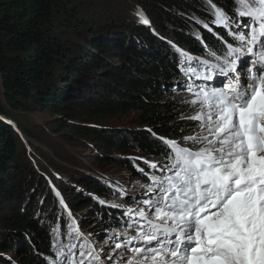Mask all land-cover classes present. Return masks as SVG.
I'll list each match as a JSON object with an SVG mask.
<instances>
[{
	"label": "trees",
	"instance_id": "obj_1",
	"mask_svg": "<svg viewBox=\"0 0 264 264\" xmlns=\"http://www.w3.org/2000/svg\"><path fill=\"white\" fill-rule=\"evenodd\" d=\"M129 1L125 3L131 7L125 18L129 28L138 19L132 9L140 7L151 27L188 51L199 47L197 42L192 43L191 29L203 34L197 23L210 21L209 3L227 11L233 7L232 0ZM85 2L0 0V201H8L9 210L16 212L0 214V226L4 227L0 228V243L9 251L8 259L3 258L0 264H45L43 257L51 254L50 229L57 222L53 215L50 226L44 227L34 213L14 208L36 200L45 191L48 197L53 196L48 181L39 176L27 157L28 148L44 142L23 126L24 119L29 123L25 113L43 109L67 119L75 116L77 106L87 111L89 121L94 123L135 113L136 129L117 131L99 124L87 129L78 126L75 132L80 142L92 141L111 152L97 157L98 162L125 168L132 179L141 182H145L143 160L158 161L164 156L165 147L157 137L185 142L199 129L198 122L189 119L193 114L188 102L171 99L172 81L178 72L176 54L167 39L161 36L165 43L159 42L160 36L153 37L149 29L134 26L132 35L127 30L120 40L109 43L102 37L100 16L96 22L82 17ZM101 7L103 12L121 13L108 2ZM112 58L119 63H112ZM97 69L110 71L107 79L95 75ZM80 97L86 103L65 104L70 99L79 102ZM54 132L59 134L56 129ZM64 136L72 141L70 135ZM133 151L137 153L134 160L117 157ZM77 181L95 196L112 194L103 184ZM90 200L75 198L74 210H99L97 218L85 227L98 239V233L115 227L118 216Z\"/></svg>",
	"mask_w": 264,
	"mask_h": 264
},
{
	"label": "snow or ice",
	"instance_id": "obj_2",
	"mask_svg": "<svg viewBox=\"0 0 264 264\" xmlns=\"http://www.w3.org/2000/svg\"><path fill=\"white\" fill-rule=\"evenodd\" d=\"M232 3L234 15L212 6L213 23L238 46L227 45L219 68L200 61L212 71L195 75L208 81L214 73L228 78L227 86L191 89L197 114L189 119L199 130L185 143L193 147L162 141L169 150L165 163L150 165L162 173L150 177L147 191L154 199L139 201L143 208L135 216L128 211L135 235L116 233L106 253L111 264H264V0ZM137 16L149 24L143 13ZM72 229L81 236L75 224ZM54 248L66 257L58 264H104L103 249L87 239L67 251Z\"/></svg>",
	"mask_w": 264,
	"mask_h": 264
},
{
	"label": "rangeland",
	"instance_id": "obj_3",
	"mask_svg": "<svg viewBox=\"0 0 264 264\" xmlns=\"http://www.w3.org/2000/svg\"><path fill=\"white\" fill-rule=\"evenodd\" d=\"M126 1L130 2L129 0H86L82 8V17H84V19L87 21L93 19L94 22H96L98 17L100 16V22L103 24L102 30L104 29V32H101V34L102 37L109 43L117 42L118 40H120V38H122L124 35L123 33H125V31L127 30H130L132 35L135 32V30L133 29L134 26L137 28L141 27L143 28V30L149 29L153 37L156 35L158 37L160 36V38H162L161 36H164L165 39L168 38L164 34L160 35V31H156V29L151 27L150 22L148 25H143L139 22V19H137L134 26L131 25L129 28V26H127L126 24L125 18L127 17L128 19L126 12H129L127 10H130L131 12V7L125 6ZM107 2L109 3V5H111L112 9L118 10L121 13L112 14L109 10L103 12L101 5H104ZM212 6V3H209L207 7L209 13L212 10ZM132 10H134L133 15L135 17H138L137 13H143L144 15V12L140 7H134V9ZM197 26L200 27L201 22H198ZM196 30L198 29L192 27V36L196 34ZM160 40L161 39H159V42L162 41ZM166 41L168 42L169 40L167 39ZM162 42L165 43L164 41ZM111 61L115 64L119 63L116 58H112ZM109 72L110 71L99 72V69H97L94 74L99 76L100 79L104 80L107 79L106 73ZM91 76L92 75H90V77ZM174 91V95L171 99L179 102H188V104L190 105V112L193 115L197 114V109L193 108L189 103V101H191L192 99L186 93H183L184 91L182 90ZM79 99V102H74L70 99V101L65 102V104L86 103L84 98L80 97ZM75 108V116L73 118L67 119H63V117H61L63 115L56 116L57 113L51 111L44 112L43 109H37L36 113L33 114H24L28 115L29 123H27V120L24 119L23 126L31 130L38 139L42 138L44 142L43 144H38V142H35L33 146L34 148H28L27 157L39 176H42L46 181H48L47 185L52 191L53 196L48 197L47 191H45V193L36 200H29L22 206L21 202L18 207L14 208H18L16 211H20L19 209H22L23 207V210H26V213H34L41 221V223H44V227L49 225V218H52L53 215H55L57 218H61L62 213L64 217L66 216L71 223L72 219L68 216L69 211L72 213L71 215L77 219L79 224L82 223V226L85 229V227L88 226L86 225L87 222H91L93 218H97L96 215L97 213H99V210H74L75 206L73 201L75 200V198L79 199L80 196L85 199H89V197H91L90 201H94L95 204L98 205L100 202H96L97 200H110L111 198H114V194L119 190H124L131 195H138L141 201L145 200V198L149 195L147 191L134 190L137 189L139 182H136L135 179H132L131 174H129L128 170H126L125 168L113 165L110 166L108 164H101L97 161V157H101L102 155L107 156L111 152H109L107 149L103 150L100 146H97V143H94L92 141L85 140L83 142H80L81 140L76 137L78 132H75L78 126L87 129L99 124L105 128H112L117 131L136 129V114L129 113L128 115L117 116L116 118H110L106 121H99L97 123H94L89 121L90 119L88 118V114H86L87 111H84V109H79L77 108V106ZM54 129H56L59 134H56L54 132ZM197 131L192 133L191 135H196ZM64 134L70 135V139H72V141L66 140ZM21 140L24 143L28 141L23 135H21ZM180 143L185 144V142L183 141ZM134 154L137 153L133 151L128 155L123 154L117 157L121 158L122 160L131 161L136 159V157H134ZM27 178L29 177L27 176ZM77 179H79L80 181L89 180L91 182L111 186L112 194H110V196L108 197L95 196V193L89 190L87 191L84 188L82 182L78 184ZM141 187L143 188V186ZM53 189H55V191ZM57 192L60 194L59 198L56 195ZM60 199L63 200L65 204L64 206L60 204ZM140 205V207L143 208V204L140 203ZM71 206L73 207L72 209ZM8 207V201H0V214H10L11 211L12 214L16 213L14 210H9ZM59 224V222H57V225L56 223H54L53 227L51 226L50 233H53L54 229L55 234L58 233L57 229L59 230ZM2 227L3 226L1 225L0 228ZM108 230L98 233V239H96L100 240V242H97V244L101 249H103V251L106 252L108 251L111 242L108 239ZM3 249L4 248L2 242L0 243V260H2L3 258L8 259L7 256L9 255V251H5ZM11 261L14 263L17 262L16 259H11Z\"/></svg>",
	"mask_w": 264,
	"mask_h": 264
}]
</instances>
